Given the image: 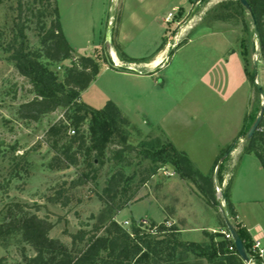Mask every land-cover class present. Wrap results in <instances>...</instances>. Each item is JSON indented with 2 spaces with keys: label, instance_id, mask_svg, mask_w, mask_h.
<instances>
[{
  "label": "rangeland",
  "instance_id": "rangeland-1",
  "mask_svg": "<svg viewBox=\"0 0 264 264\" xmlns=\"http://www.w3.org/2000/svg\"><path fill=\"white\" fill-rule=\"evenodd\" d=\"M45 1L23 0L21 20L27 25L24 33L29 47L39 45V21L34 13L45 7ZM229 1L219 0L208 10H205L207 5L200 8L193 18L195 23L203 24L190 34L180 35L185 19L177 18L179 23L172 26L169 35L179 36V46L176 44V48L169 51L163 66L147 74L144 68L134 73L111 68L105 64L108 61L104 53L95 49L105 44V19L109 11L106 0H59L60 7L64 8L62 27L74 48L73 55L91 56L100 66L99 73L81 93L79 101L95 109H102L112 101L128 120V125L120 126L127 130V138L115 133L116 143L108 145L100 163L95 160V165L90 166L91 158L82 156L77 165L70 164L60 148L56 150L47 140L46 131L63 116L64 108L43 115L37 122L18 118L19 104L30 100L33 92L31 84L20 75L11 59L12 47L20 39L15 40L18 0H3L0 5V222L9 204L27 203L37 215L55 223L50 236L71 247L67 233L106 224V208L99 195L109 175L118 168H124L127 175L137 172L131 185L134 186L139 171L149 164L141 153L152 144L172 142L188 154L194 167L203 174L212 173L215 163L227 152L236 136V141L246 150L245 131L259 114L264 96V57L249 10L241 2L239 5V0H233L234 6ZM74 2L77 5L70 7ZM28 7H33L34 11L31 13ZM167 10L165 8L162 14ZM227 13L232 16L224 20L222 16ZM121 18L117 7V22ZM160 18L162 21V16ZM50 20V16L45 18L47 25ZM141 37L149 39L148 33L141 32ZM153 38L151 33L150 40ZM151 41L141 45L136 40L134 48L138 52L148 50L151 54L155 50ZM70 64L71 60H66L56 71L61 74L63 65ZM88 128L89 118L83 129L88 132ZM71 130L65 135H73ZM125 143L133 147L124 153L131 165L109 160L112 151ZM251 155L235 160L228 155L221 164L217 180L231 220L234 212L228 199L230 201L232 192L243 220L264 225V169L259 168L258 158ZM162 171L177 174L170 164L160 168L159 173L140 188L138 200L117 213L119 222L124 224L123 220H130V224L124 225L130 229L131 220L150 213L157 220H163L165 214H173L187 216L194 224L210 221L212 215L208 208L194 202L178 177L164 176ZM214 182L216 200L210 202L200 193L196 183L188 180L189 186H196L194 192L200 199L225 223L218 206L221 192L215 177ZM235 219L238 222V218ZM189 234L192 235H186ZM247 253L252 256L251 249ZM33 254L19 236L8 239L5 246L0 243V257L5 258L6 264L23 262ZM225 256L222 253L216 258L229 264ZM185 262L179 260L178 264ZM240 262L251 264L242 259ZM255 264H264V257H255Z\"/></svg>",
  "mask_w": 264,
  "mask_h": 264
},
{
  "label": "trees",
  "instance_id": "trees-1",
  "mask_svg": "<svg viewBox=\"0 0 264 264\" xmlns=\"http://www.w3.org/2000/svg\"><path fill=\"white\" fill-rule=\"evenodd\" d=\"M247 1L255 16V27L264 57V0ZM2 2L3 0H0V5ZM45 2V7L37 9L34 13L39 21V45L29 47L24 33L27 25L21 20L23 0H18L20 20L15 23V40L20 39L12 47L11 59L20 75L31 84L33 97L19 104L17 116L22 121L37 122L43 115L60 107L64 108L63 116L46 131L47 140L56 150L60 148L70 164L77 165L79 157L82 156L91 158L89 164L93 166L95 160L100 163L106 156L108 145L116 143L115 133L122 135L123 139L127 138V130L120 126L128 125V120L112 101L102 109H95L79 101L81 93L99 73V63L91 56L73 55L74 48L63 33L54 0ZM237 3L240 5V1ZM229 4L234 6L235 3L230 0ZM28 10L32 13L34 8L28 7ZM48 16L51 17L49 25L45 21ZM231 16L232 13H227L222 18L227 20ZM116 48L124 56L120 45L117 44ZM69 59L71 64L63 65L61 74L56 71V67H62ZM87 118L88 132L83 129ZM252 123L253 120L247 126L246 137ZM70 128L74 133L66 136ZM120 145V149L112 151L109 160L131 165V160L127 159L124 153L133 150V147L126 143ZM233 147L234 144L230 145L227 151ZM245 152L258 157L264 168V119L248 139ZM141 154L149 164L139 171V178L134 186L131 185L138 173L127 175L124 168L115 169L106 179L99 195L106 208V224L67 233L71 239V247L59 238L50 236L55 226L52 220L37 215L31 210V205L22 202L9 204L5 217L0 222V243L5 246L8 239L19 236L21 241L34 251L32 256H27L23 262L16 264H176V257L181 248L209 260L223 253L229 264H242L241 257L228 250L229 241L219 231H206L208 242L202 244L182 240L179 229L174 224L167 226L165 222L157 224L148 220V224L143 225L141 219H133L130 229H127L115 219L120 210L138 200L136 197L140 188L166 164L172 165L181 178L196 183L198 190L208 201L216 200L213 171L210 174L198 171L188 154L172 142L159 141L145 148ZM221 171L222 166L218 175ZM220 181L222 182V179ZM232 219L246 249L250 251L253 243L250 234L237 222L234 215ZM154 227L156 232H150L149 229ZM0 264H6L4 257H0Z\"/></svg>",
  "mask_w": 264,
  "mask_h": 264
},
{
  "label": "crops",
  "instance_id": "crops-1",
  "mask_svg": "<svg viewBox=\"0 0 264 264\" xmlns=\"http://www.w3.org/2000/svg\"><path fill=\"white\" fill-rule=\"evenodd\" d=\"M218 1L219 0H213V1L212 0H106L109 11L105 19V33H104V41H103V43L105 44L103 46L99 45L95 49H97L100 54L104 53L108 61V63L105 62L104 63L106 65H109L111 68H114L116 70H122V69H118L116 65L129 66L136 69V71L128 70L133 73L141 72V70L139 69L144 68L146 69L145 73L151 74L155 69L165 64L169 56V51L176 44L179 46L178 44L179 36L169 35L171 33L170 30L172 26L174 24L179 23V20H177V18L184 17L185 19V24L181 28L180 35L183 36L185 34H190L193 31V29H195L196 26L203 24L199 22L195 23V20L193 18L197 16V14L200 12V8L203 7L205 8V5H207L205 10H208L209 8H212V6H214ZM54 3L58 9L60 24L62 27V15L64 8L60 7L59 0H54ZM76 5L77 2H74L73 4L72 3L70 4V7H74ZM117 7H119L120 15L122 16V18L118 22L116 20ZM165 8H167L168 10L167 13L163 15L162 13ZM169 13H173V17L170 20H167V16ZM126 15H127V19L125 20ZM161 16L163 18L162 21L159 20L161 19L160 18ZM163 22L168 23L169 25L164 26ZM193 23L195 25H193ZM141 32L148 33L149 39L147 40V38L144 39L142 37L140 38ZM151 33L154 34V38L152 39V41L150 40ZM137 34L139 35L137 36ZM136 40L139 43H141V45L151 41V43H153L152 46H154L155 48L154 52L151 54H149L148 50L145 52H138V50L134 48V42ZM68 42L70 43L69 40ZM117 44L120 45L124 53V56H122L120 52L117 50L116 48ZM237 139L238 136H236L234 143L231 144V145L234 144V147L232 148V150H230L229 153L231 159L233 160H235V158L239 159L242 155L252 156L251 155L252 153L245 152L244 145L241 142L236 141ZM216 165L217 163H215L213 167V174ZM259 168L264 169L260 163V160H259ZM157 173H159V171ZM162 173L164 176L165 175L170 176V178L172 176L178 177L179 182H182L181 184H183L187 192H189L192 199L195 200L194 202L197 203L198 201L199 203L197 205H203L206 208H208V210L212 215V218L210 219V221H205L202 222L201 224L192 223L190 218L187 219V216L180 217L173 214H165L162 217L163 220H157V218L153 216L151 213L148 214V216H145L144 218L148 217V220L154 221L156 223L168 222L174 224L178 227L180 238L182 240L199 242L202 244L208 242V237L205 234L206 231L222 232L223 230L226 229V227L223 226L222 220H220V218L218 219L217 212L214 211L210 206L206 205L200 199L198 194L194 192V190H196V186H194L195 188L189 186L188 180L181 178L178 174H175L174 172L162 171ZM171 188H173V185L171 186ZM229 198H230V201L228 200L229 205L232 206L234 217L238 218V222H240L241 225L250 234L252 241L254 239H260L264 243V225L258 221L250 222V224L248 222H245L242 218L241 212L239 211L238 203L236 202L232 192L230 193ZM244 217L247 218V215H245ZM115 219L119 221L117 219V215L115 216ZM182 220L184 221L182 222ZM187 233H192V235L191 236L190 234L186 235ZM179 260L183 262L186 261L183 264H223L221 263L220 259L214 258L212 260H209L205 257H200L189 251H186L183 248H181L178 251L176 257V264H178Z\"/></svg>",
  "mask_w": 264,
  "mask_h": 264
},
{
  "label": "water",
  "instance_id": "water-1",
  "mask_svg": "<svg viewBox=\"0 0 264 264\" xmlns=\"http://www.w3.org/2000/svg\"><path fill=\"white\" fill-rule=\"evenodd\" d=\"M241 2V4L246 7L249 12H250V15L252 17V20L254 22V25L256 24L255 23V16H254V13L252 11V8L250 6V4L248 3L247 0H239ZM176 48V45L174 46V49ZM116 67L118 69H122V70H131V71H136V69L132 68V67H129V66H122V65H116ZM261 93H263L262 89H261ZM263 110H264V106L261 105V108L259 110V114L257 115L255 121L252 123V125L249 127L248 131H247V139H250L254 132L258 129V126L262 120V114H263ZM230 151H227L223 157L218 161L216 167H215V171H214V177H215V181L217 182L216 185H217V188L219 190V183H218V180H217V177H218V171H219V168L221 166V164L223 163V160L229 155ZM221 192V197L218 201V206H219V209L221 211V214L223 216V219L225 221V226L229 229V231L231 232V234L233 235V238H234V243H235V246H236V251H237V254L241 257V259L245 262H249V256H248V253H247V250H246V247L241 239V237L239 236V233L234 225V222L231 220L230 216L228 215L227 213V206H226V202H225V195L224 193L222 192V190H219Z\"/></svg>",
  "mask_w": 264,
  "mask_h": 264
},
{
  "label": "built area",
  "instance_id": "built-area-1",
  "mask_svg": "<svg viewBox=\"0 0 264 264\" xmlns=\"http://www.w3.org/2000/svg\"><path fill=\"white\" fill-rule=\"evenodd\" d=\"M172 17H173V13H169L168 16H167V20H170ZM262 105L264 106V96H263ZM262 119H264V110H263V114H262ZM70 133L73 134L74 130L72 129ZM123 222H124V224L122 223L123 225L130 224L129 220H125ZM140 222L143 225H147L148 224V219L147 218H141ZM155 230H156L155 227L149 229V231L152 232V233H155L156 232ZM221 233L224 235V238L227 241H229L228 250L231 251V252H236L237 253L236 246H235V243H234V238H233V235L231 234V232L229 231V229L226 227V229L223 230ZM251 253H252V256L251 255H250L251 257L249 256V263H251V264H255V257H264V243L260 239H254L253 240V243L251 245Z\"/></svg>",
  "mask_w": 264,
  "mask_h": 264
},
{
  "label": "bare ground",
  "instance_id": "bare-ground-1",
  "mask_svg": "<svg viewBox=\"0 0 264 264\" xmlns=\"http://www.w3.org/2000/svg\"><path fill=\"white\" fill-rule=\"evenodd\" d=\"M159 59V58H158ZM219 190H221V188L219 187ZM227 210V209H226Z\"/></svg>",
  "mask_w": 264,
  "mask_h": 264
}]
</instances>
